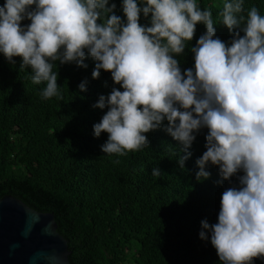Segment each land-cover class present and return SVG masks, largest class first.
Returning a JSON list of instances; mask_svg holds the SVG:
<instances>
[{"label": "clouds", "instance_id": "1", "mask_svg": "<svg viewBox=\"0 0 264 264\" xmlns=\"http://www.w3.org/2000/svg\"><path fill=\"white\" fill-rule=\"evenodd\" d=\"M109 5L110 0H6L0 6V53L11 63L21 57L32 82H46L45 99L60 95L56 61L87 67V50L97 61L94 79L101 69L111 72L123 91L113 88L95 105L108 108L94 125L96 137L109 134L105 154L149 146L145 134L165 120L166 131L185 151L196 139L193 133L207 128L197 179L210 176L209 162L226 180L243 175L239 188L223 192L218 223L203 221L202 227L211 232L223 264H252L264 257V15L256 6L245 14L244 0H224L219 16L234 33L229 46L214 38L212 11L197 0H123L126 23L115 14L117 5ZM141 13L151 17V26L141 25ZM25 19L31 23L22 27ZM197 24L207 30L191 49L194 70L182 73L174 56L184 53ZM79 87L86 90L84 83ZM187 158L179 159L181 168ZM200 236L207 238L203 231Z\"/></svg>", "mask_w": 264, "mask_h": 264}, {"label": "trees", "instance_id": "2", "mask_svg": "<svg viewBox=\"0 0 264 264\" xmlns=\"http://www.w3.org/2000/svg\"><path fill=\"white\" fill-rule=\"evenodd\" d=\"M223 2L197 0L201 9L212 11L214 38L230 46L234 33L219 16ZM111 3L126 23L123 0ZM252 6L264 15V0H244L245 14ZM150 20L141 13L142 26H151ZM30 23L25 19L22 27ZM206 30L197 24L184 53L174 56L182 73L194 70L191 49ZM85 51L87 67L54 62L60 95L49 99L42 96L46 82L33 83L31 68L21 69V57L11 63L0 53V197L11 195L38 212L52 213L67 241L70 264H223L202 222L218 223L222 194L240 187L243 172L226 180L209 162L210 176L197 179L208 129L194 132L196 139L185 151L166 131L167 120L145 134L149 146L140 151L105 154L109 134L96 137L94 125L108 108L95 105L113 88H123L102 69L94 79L97 61ZM185 156L181 168L179 159ZM154 169L161 175L154 176ZM252 264H264V257Z\"/></svg>", "mask_w": 264, "mask_h": 264}, {"label": "water", "instance_id": "3", "mask_svg": "<svg viewBox=\"0 0 264 264\" xmlns=\"http://www.w3.org/2000/svg\"><path fill=\"white\" fill-rule=\"evenodd\" d=\"M56 229L52 213L0 197V264H70L67 241Z\"/></svg>", "mask_w": 264, "mask_h": 264}]
</instances>
